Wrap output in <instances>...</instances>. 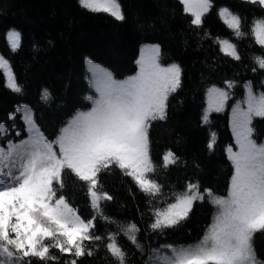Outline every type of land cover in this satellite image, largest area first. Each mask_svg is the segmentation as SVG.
<instances>
[{"label": "snow or ice", "instance_id": "obj_1", "mask_svg": "<svg viewBox=\"0 0 264 264\" xmlns=\"http://www.w3.org/2000/svg\"><path fill=\"white\" fill-rule=\"evenodd\" d=\"M243 3L261 13L253 17L250 26L256 44L264 48V0ZM77 4L92 13H106L116 21L127 18L119 0H77ZM159 6L161 14L142 21V31L153 36L166 31L185 48L194 40V50L202 49L210 40L252 74L250 79L225 78L223 87L209 83L205 90L207 106L199 116L209 133L206 161H191L197 173L204 171L216 155L217 133L211 130L210 114L228 108L234 89H242L229 114L233 143L223 149L231 172L226 194L203 186L199 178L186 179L178 192L164 191L168 171L187 168L189 161L170 147L158 159L152 154L151 132L169 124L170 97L178 93L184 81L181 63L162 62L166 55L162 41L157 38L141 44L134 73L123 79L85 57L94 90L87 97L91 107L75 111L53 138L44 134L39 117L27 104H17L7 114L8 120L18 117L23 122L15 138H8L9 125L0 121V264H83L82 258H95L101 252L110 258V264H264L256 247L257 236L264 237V133L254 123L256 118L264 120V52L253 55L251 63L245 64L236 43L212 35L206 27V16L213 11L237 39L248 34L244 31L247 18L227 3L177 0L171 10L164 2ZM177 10L184 26L174 33L171 22ZM7 37L12 52H18L21 31L10 28ZM54 45L53 39L45 38L43 44L33 42L31 48L38 53ZM203 63L208 71L216 67L207 59ZM0 71L4 87L21 94L24 86L3 55ZM39 94L44 104L54 101L48 87H41ZM166 131L180 143L179 132L171 127ZM24 132L26 135L20 138ZM117 173L121 179L130 177L146 197L144 210L136 208L142 221L148 217L143 229L134 220L122 222L104 210L102 202L115 200L104 190L105 179ZM68 177L74 186L85 190L90 216H82L64 194ZM127 190L134 200L132 188ZM161 201L164 207L159 206ZM194 202H207L214 209L203 236L186 246L161 245L168 250L164 253L153 248L151 237L180 226L189 218ZM98 222L103 223V230ZM112 224L117 226L115 231L107 227ZM121 234L134 250L131 255L118 241Z\"/></svg>", "mask_w": 264, "mask_h": 264}, {"label": "trees", "instance_id": "obj_2", "mask_svg": "<svg viewBox=\"0 0 264 264\" xmlns=\"http://www.w3.org/2000/svg\"><path fill=\"white\" fill-rule=\"evenodd\" d=\"M119 2L127 17L123 22L116 21L106 13H92L82 9L77 0H0V55L11 62L13 71L24 86L21 94L7 90L4 87L3 72L0 71V121L9 125L8 138H15L16 130L23 127V122L18 117L14 121L8 120L7 117L17 104L30 105L39 117L38 123L44 134L50 139L53 138L55 131L75 111L91 107V101L87 97L94 94V90L89 84L85 57L112 71L117 79H123L134 73V61L139 55L140 45L155 42L158 38L163 42L166 53L162 62L175 60L181 63L184 67V81L178 93L170 97L169 124L165 128L156 127L151 132L153 158L158 159L159 154L170 147L189 161L187 168L173 167L168 171L164 191L178 192L186 179L199 178L203 186L212 187L218 194H226L227 180L231 172L223 149L227 144L233 143L228 120L231 104L241 98L242 89H234L228 108L210 114L211 130L217 133L216 155L210 165L206 164L204 171L197 173L191 167V161H206L205 142L209 133V127L200 124L199 116L207 106L205 90L209 83L223 87L225 78L250 79L253 78L252 74L245 72L243 66L231 57L221 53L218 45L212 44L210 40L204 43L202 49L194 50V40L190 41V47L185 48L177 38H173L166 31L153 36L151 32L140 29L142 21L161 14V2L166 3L171 10L175 8L177 0ZM215 2L227 3L233 10L245 16L247 19L244 31L248 34L239 39L234 37L232 30L227 28L214 11L206 16V27L213 36L227 38L236 43L244 57V63L250 64L253 55L264 52V48L256 44L250 26L253 17H258L261 13L244 5L243 0ZM183 26L184 20L177 10V15L171 22V32H179ZM13 27L22 33V47L16 53L10 49L7 37L8 30ZM45 38L53 39L54 47L33 53L32 43L43 44ZM206 59L216 65L213 71H208L205 67L203 62ZM41 87H48L52 92L54 101L51 104H44L40 100ZM254 123L257 130L264 133V120L256 118ZM167 127L180 133V143H177L175 135L166 131ZM24 135L26 132L22 133L20 138ZM65 182L67 187L64 194L71 205L82 216H90L91 209L85 190L74 186L70 177L66 178ZM128 187L135 193L134 200L128 193ZM104 190L115 198L114 202H102L106 214L122 222L134 220L142 229L146 226L148 217L142 221L136 211L137 206L141 211L144 210L146 197L130 177L121 179L119 173L107 177ZM168 202H172L171 196L168 197ZM159 206L164 207V202L161 201ZM213 211V206L207 202H194L189 218L180 226L151 237V246L164 253L168 250L161 245L186 246L196 243L211 222ZM98 224L100 230H103V223ZM107 227L113 231L117 228L115 224ZM118 241L131 255L134 250L126 237L121 234ZM256 247L258 255L264 259V237L257 236ZM135 258L138 259V254ZM82 260L83 264H110V258L106 257L104 252L95 258Z\"/></svg>", "mask_w": 264, "mask_h": 264}]
</instances>
